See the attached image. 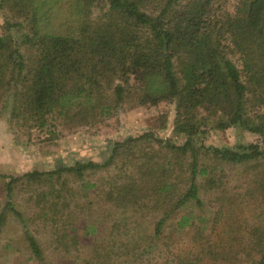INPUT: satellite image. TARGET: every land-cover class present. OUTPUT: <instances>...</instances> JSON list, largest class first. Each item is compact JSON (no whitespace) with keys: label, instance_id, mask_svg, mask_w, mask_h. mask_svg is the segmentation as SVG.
<instances>
[{"label":"trees","instance_id":"16d2710c","mask_svg":"<svg viewBox=\"0 0 264 264\" xmlns=\"http://www.w3.org/2000/svg\"><path fill=\"white\" fill-rule=\"evenodd\" d=\"M51 1L0 0L26 23L23 30L22 21L6 20L20 33L19 43L0 33V96L12 90V119L42 126L48 113H57L82 121L88 115L118 116L130 98L139 104L168 99L176 106L174 132L183 139L152 130L127 134L108 141L103 161L77 157L52 169L10 175L8 193L21 178L66 173L80 187L95 186L83 182L84 175L114 164L108 199L118 217L134 223L120 244L126 252L149 245L150 235L161 234L171 221L179 230L193 229L196 251L187 258L195 264H264V206L258 222L246 228L247 242L232 244L210 241L203 230L207 214L195 209H203L201 191L213 189L218 201L226 196L220 172L226 162L246 166L253 191L264 196V0H232V10L221 0H60L73 22L68 31L46 29L44 6ZM233 125L256 139L232 145L205 140L210 129ZM223 213L220 204L213 222ZM229 226L227 231L232 221ZM28 240L40 255L37 240Z\"/></svg>","mask_w":264,"mask_h":264},{"label":"rangeland","instance_id":"374dc122","mask_svg":"<svg viewBox=\"0 0 264 264\" xmlns=\"http://www.w3.org/2000/svg\"><path fill=\"white\" fill-rule=\"evenodd\" d=\"M59 1L52 0L44 6L48 15L46 29L68 31L72 28L69 23L73 22ZM232 4V0H221L219 5L232 10ZM7 19L22 21L23 30L26 23L0 6V33L8 34L11 41L19 43L21 35L16 26L8 27ZM12 105V90L5 91L0 96V174H5L0 175V264H161L165 258H170L165 264H195L188 259L196 251L193 229L179 230L171 221L162 228L161 234L150 235L149 245H142L132 254L120 245L126 244L129 232H134V223L132 218L118 217L119 209L108 199L116 178L114 164L84 175L83 182H92L95 186L80 187V181L66 173L53 179L24 177L14 181L11 191H7L10 175L52 169L59 164H70L77 157L103 161L108 155V141L122 139L127 134L152 130L180 142L183 138L173 128L175 102L162 99L139 104L130 98L121 105L118 116L88 115L81 121L72 114L48 113L42 126L12 119ZM70 110L74 111L73 107ZM256 137L255 133L233 125L210 129L205 140L232 145ZM222 166L226 196L219 197L221 201H218L219 194L213 189L201 191L203 209H195L207 214L203 230L210 241L222 239L232 244L244 239L247 242V226L261 218L257 213L264 206L263 192L253 191L254 182L245 171L246 166L230 162ZM52 185L57 187L50 191ZM220 204L224 213L213 222ZM231 221L233 228L227 231ZM29 236L37 240L40 255L32 250ZM226 242L224 245L228 246ZM205 260L200 264H222L217 260L205 263Z\"/></svg>","mask_w":264,"mask_h":264}]
</instances>
